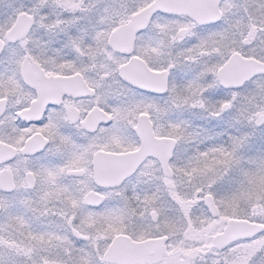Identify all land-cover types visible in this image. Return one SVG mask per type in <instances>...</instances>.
I'll use <instances>...</instances> for the list:
<instances>
[{
    "label": "snow or ice",
    "instance_id": "snow-or-ice-1",
    "mask_svg": "<svg viewBox=\"0 0 264 264\" xmlns=\"http://www.w3.org/2000/svg\"><path fill=\"white\" fill-rule=\"evenodd\" d=\"M0 264H264V0H0Z\"/></svg>",
    "mask_w": 264,
    "mask_h": 264
}]
</instances>
